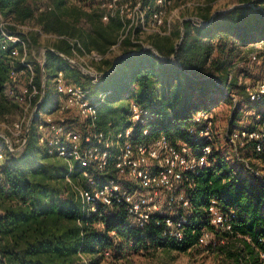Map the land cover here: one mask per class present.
I'll return each instance as SVG.
<instances>
[{"label": "trees", "instance_id": "obj_1", "mask_svg": "<svg viewBox=\"0 0 264 264\" xmlns=\"http://www.w3.org/2000/svg\"><path fill=\"white\" fill-rule=\"evenodd\" d=\"M203 1L204 7L182 17V21H187L178 22L172 36L148 37V45L160 57H175L173 60L164 62L152 50L140 53L144 44H134V34L123 41L119 53L126 57L116 63L115 71L103 79L104 85L100 88V91H112L99 107L100 128L128 127L130 106L136 103L153 115L150 134L146 137L148 142L166 136L172 144L185 143L198 152L205 143L198 141L190 130L196 126L194 116L201 110L210 111L212 107L228 103L233 109L232 128H237L236 123L248 106L261 113L264 120V105L250 103L247 91L249 85L256 86L264 79V59L253 62L250 58V46L264 40V0H257L253 6L244 5L255 0H237L232 10L215 17L219 0ZM42 2L0 0V15L4 19L37 29L25 36L19 34L30 50L42 46L72 55L66 40H52L49 36L76 38L87 52L103 55L117 44L122 23L119 19L103 23V11L97 0ZM192 17L205 22L212 20V23L198 27L189 20ZM135 36L139 35L135 33ZM45 39L51 43L42 44ZM175 40L181 42L178 47ZM45 57L47 84L38 114L53 112L50 104L57 99L52 81L55 72L64 71L72 82L90 87V80L58 54L49 51ZM117 59L107 58L97 65V70L103 74L110 72ZM10 61V50L2 49L0 33V122L12 118L15 111L4 96ZM41 77L37 65L38 86H41ZM37 119L38 116L24 150L12 155L5 149L0 161L3 179L0 264H84L82 257L91 264L90 256L101 259L107 257V252L116 260L151 251L201 252L200 237L206 232L217 234L207 213L212 201L232 218L233 230L228 243L215 248L222 264H262L264 150L256 152L253 143L240 148L239 156L247 164L240 170L231 165L224 152L215 147L218 141H214L211 166L196 176L190 195V221L185 239L180 243L163 236V228L157 224L163 218L159 215L145 229L131 226L123 208H115L111 215L102 218L95 214L84 216L80 202L66 181L65 164L46 154L39 144ZM70 121L74 120L69 118ZM140 129L136 127L137 133ZM51 159L63 163L64 174H54ZM114 176L112 172L105 178ZM73 178L77 181L78 175L74 174ZM69 193H73L72 198ZM179 211L184 212L182 208ZM171 214L168 210L167 215Z\"/></svg>", "mask_w": 264, "mask_h": 264}, {"label": "built area", "instance_id": "obj_2", "mask_svg": "<svg viewBox=\"0 0 264 264\" xmlns=\"http://www.w3.org/2000/svg\"><path fill=\"white\" fill-rule=\"evenodd\" d=\"M97 1L98 7L103 11V23L108 24L113 19L121 21L122 30L118 42L103 55L96 51L87 52L76 38L48 37L69 43L72 55L59 53V56L90 80V87H84L69 80L64 71L55 72L52 81L57 99L52 106L53 112L48 114H38L47 84L45 48H42V58L37 64L42 74L41 86H38L37 65L31 59L27 41L22 37L37 29L18 25L0 15L2 49H9L11 57L4 96L22 111V117L12 124H0L10 134L3 138L6 150L12 155L24 150L27 133L29 134L33 121L38 116L35 126L39 144L46 154L65 164L66 181L80 202L84 216L95 214L102 218L111 215L115 208H123L131 226L145 229L154 216L159 215L163 218L157 224L162 226L163 236L181 243L190 221V195L196 185V176L211 166L210 157L214 150L218 120L212 111L201 110L194 116L196 126L190 130V134H196L198 141L205 143L198 152L185 143L174 145L166 136L148 142L146 137L150 134L153 115L136 103L130 106L128 127L119 130L100 128L99 107L112 95V91H100L104 78L101 76L103 73L97 70V65L119 49L131 34L136 38V32L138 35L172 36V20L176 11L168 20L165 19V10L173 0ZM192 6L204 7V4L191 1L182 8ZM189 20L198 27H206L212 23L196 17ZM133 42L142 44L138 40ZM250 47L253 62L264 59V40ZM145 50L153 51V48L143 45L141 52ZM247 91L250 103L264 105V79L256 86L249 85ZM71 116L83 125V131L75 129L74 123L70 124ZM138 126L141 128L139 133L136 131ZM226 143L235 152L249 143L254 144L256 152H262V114H256V124L252 128L228 131ZM3 157L0 152V161ZM112 172H115V176L103 181V177ZM74 174L78 175L77 181L73 178ZM256 174L260 176L259 173ZM2 183L0 174V185ZM181 208L184 212L179 211ZM168 210L172 211L170 216L167 215ZM207 213L217 234L206 232L200 237L198 247L203 251L226 245L233 230L230 214L224 212L216 201L211 202ZM105 255L109 257L110 253ZM260 258L264 264V251L260 253ZM82 260L87 264L84 257Z\"/></svg>", "mask_w": 264, "mask_h": 264}, {"label": "rangeland", "instance_id": "obj_3", "mask_svg": "<svg viewBox=\"0 0 264 264\" xmlns=\"http://www.w3.org/2000/svg\"><path fill=\"white\" fill-rule=\"evenodd\" d=\"M50 1V0H49ZM96 1V0H95ZM194 1L196 3H202L203 0H173L171 6H169L165 10V19L168 20L171 16H173V13L176 11V16L173 17L172 20V26L173 30L175 27L178 25L177 23L180 22V19L186 14L190 15L193 13V10L195 6L192 7H184L182 8L186 3ZM235 2V0H233ZM47 2V1H46ZM42 3H45V0H43ZM229 2L228 0H219L217 3L215 9L218 10H225V8L228 6ZM180 7V9H179ZM203 7V6H202ZM138 35V32H136ZM151 35H139L136 37L135 40L140 41L144 45H148V37ZM54 40L53 38H49ZM175 44L178 43V41H174ZM260 42V41H259ZM48 43H51L45 39L42 44L46 45ZM258 43V42H257ZM255 44V43H254ZM251 48V47H250ZM44 49V48H43ZM42 46H39L38 48L35 47L34 49L31 50V59L32 61L37 65L38 62L42 58ZM121 55L119 53V49H116L114 52H112L108 58L110 60H114L116 58H119ZM117 86H121V82L117 83ZM223 103V102H221ZM12 104V103H11ZM53 106V104H50ZM13 107V117L9 118L10 120L7 121H1L0 124H7L10 125L14 121H16L19 117H22V111L20 110L19 106L12 104ZM215 114L216 119L218 120L217 124V135L215 136V140H217V146L216 148L222 150L224 152V156L229 160L231 165H233L235 168H239L242 170L243 168L247 167V164L243 161L242 158L239 156V152H235L230 148V146L226 143V134L228 131L231 129H237V128H245L249 127L251 128L252 125L256 124V114L257 111L252 107L248 106L245 108L244 112L241 113L240 119L236 123L237 128H232L231 123H232V111L233 109L228 105V103H223L219 104L216 107H212L210 109ZM72 118L74 121H70V123H74V128L80 131L84 130V127L82 124L78 122V119ZM77 120V121H76ZM10 136L9 131L3 127H0V149L3 154L5 153V143H4V136ZM50 167L52 168L54 174H59L62 175L64 174V165L62 162L56 159H51L50 160ZM1 163V162H0ZM106 178L103 177V181H105ZM69 197L72 198L73 193H69ZM70 200V198H69ZM0 210V214H1ZM225 246V245H224ZM219 253L217 254L215 249L211 251H190L187 253H166L162 251L158 252H150V253H139L138 255H134L131 257H126L123 260H116L114 257H104V258H99L98 256H90L89 261L91 264H222L221 257H219ZM261 259V258H260Z\"/></svg>", "mask_w": 264, "mask_h": 264}, {"label": "water", "instance_id": "obj_4", "mask_svg": "<svg viewBox=\"0 0 264 264\" xmlns=\"http://www.w3.org/2000/svg\"><path fill=\"white\" fill-rule=\"evenodd\" d=\"M257 0H255V1H253L251 4H247V5H244V6H253L254 5V3L256 2ZM228 12V11H227ZM227 12H220V11H217V12H215L214 13V16L213 17H215V16H217V15H220V14H224V13H227ZM184 21H187V20H183L182 21V23L184 22ZM211 22H212V20H211ZM182 35H183V33H182ZM180 43L181 42H179L178 44H177V47L180 45ZM149 49H151V48H149ZM45 51L46 52H49V51H51V52H54V53H56V54H58V55H60L58 52H56V51H54V50H52V49H50V48H45ZM147 50H145L144 52H140V53H145ZM154 51V53L162 60V61H171V60H173L175 57H172V58H162V57H160L158 54H157V52L155 51V50H153ZM126 56H121V57H119L117 60H116V62H115V66L113 67V69L110 71V72H108V73H105V74H102L101 76H102V78H106V77H108V76H110L114 71H115V69H116V63L119 61V60H121V59H123V58H125ZM27 141H28V138H29V134L27 133Z\"/></svg>", "mask_w": 264, "mask_h": 264}, {"label": "crops", "instance_id": "obj_5", "mask_svg": "<svg viewBox=\"0 0 264 264\" xmlns=\"http://www.w3.org/2000/svg\"><path fill=\"white\" fill-rule=\"evenodd\" d=\"M229 4L228 6L225 8V10H218L220 12H227V11H230L232 10L235 6H237V0H235V2L233 0H228ZM180 8V7H179ZM217 12V10L215 11Z\"/></svg>", "mask_w": 264, "mask_h": 264}]
</instances>
